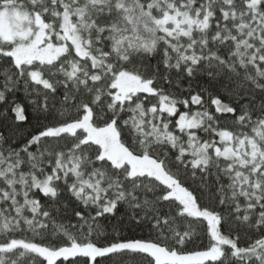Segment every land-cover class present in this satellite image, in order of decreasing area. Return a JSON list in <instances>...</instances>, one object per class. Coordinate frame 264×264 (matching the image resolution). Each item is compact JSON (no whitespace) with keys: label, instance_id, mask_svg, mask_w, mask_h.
<instances>
[{"label":"snow or ice","instance_id":"1","mask_svg":"<svg viewBox=\"0 0 264 264\" xmlns=\"http://www.w3.org/2000/svg\"><path fill=\"white\" fill-rule=\"evenodd\" d=\"M129 262L264 264V0H0V264Z\"/></svg>","mask_w":264,"mask_h":264},{"label":"trees","instance_id":"2","mask_svg":"<svg viewBox=\"0 0 264 264\" xmlns=\"http://www.w3.org/2000/svg\"><path fill=\"white\" fill-rule=\"evenodd\" d=\"M17 98L23 100L25 98V93L22 90H18ZM18 124H19V133H20L21 136H27V134L32 131V126L31 125L24 124L23 122H18ZM37 196H38V198L41 199L42 203L45 202V198L40 193H37ZM65 196H67V194H65ZM145 234L146 233L142 232L139 229H133L132 232H129L127 230L124 231V235L142 236V235H145ZM203 243H207V241L205 240V241H203ZM188 247L189 248H194L196 250H200L201 241H197L194 245H188ZM129 264H130V262H129Z\"/></svg>","mask_w":264,"mask_h":264}]
</instances>
